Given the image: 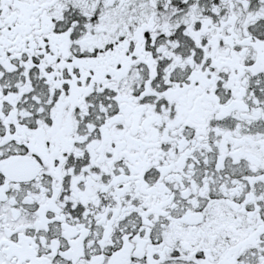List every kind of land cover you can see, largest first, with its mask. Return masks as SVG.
<instances>
[{
  "label": "snow or ice",
  "instance_id": "6c2138e0",
  "mask_svg": "<svg viewBox=\"0 0 264 264\" xmlns=\"http://www.w3.org/2000/svg\"><path fill=\"white\" fill-rule=\"evenodd\" d=\"M0 264H264V0H0Z\"/></svg>",
  "mask_w": 264,
  "mask_h": 264
}]
</instances>
